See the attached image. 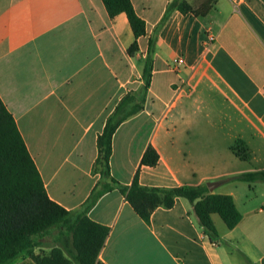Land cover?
I'll return each instance as SVG.
<instances>
[{
    "label": "crops",
    "instance_id": "0c3cea01",
    "mask_svg": "<svg viewBox=\"0 0 264 264\" xmlns=\"http://www.w3.org/2000/svg\"><path fill=\"white\" fill-rule=\"evenodd\" d=\"M170 1L131 0L146 35L130 56L125 14L111 19L101 0H0V99L48 197L82 211L100 179L92 173L97 137L121 98L142 89L152 38L143 109L116 129L110 175L131 184L152 146L159 162L141 166V186L218 183L210 192L231 196L241 219L228 229L213 214L211 234L179 198L146 224L114 189L87 212L110 228L99 261L264 264V182L235 179L264 171V0H215L203 18L174 10L157 30ZM237 142L247 161L233 153ZM30 263L23 255L11 264Z\"/></svg>",
    "mask_w": 264,
    "mask_h": 264
},
{
    "label": "trees",
    "instance_id": "16d2710c",
    "mask_svg": "<svg viewBox=\"0 0 264 264\" xmlns=\"http://www.w3.org/2000/svg\"><path fill=\"white\" fill-rule=\"evenodd\" d=\"M108 16L113 19L125 14L134 41L128 48L130 56L138 52L137 40L146 35L145 21L135 12L131 0H101ZM215 0H204L199 6L185 0H171L157 30L167 21L171 12L192 14L197 18L207 16ZM154 41L148 40L147 56L142 73L143 87L139 92H127L108 116L101 134L97 137V157L92 173L100 179L83 205L82 211H69L52 201L46 192L40 173L30 156L14 118L0 99V264H11L21 254L29 256L30 264H102L99 254L110 228L92 221L87 212L105 193L117 189L137 216L146 224L159 207L170 209L177 199L184 198L192 206L199 221L209 233L216 234L212 215H218L228 229L240 221L234 201L229 195L211 193L208 184L196 188H151L141 186V166L154 167L159 156L152 146L142 155L140 166L129 185H121L110 175L112 138L121 123L143 109L146 92L150 86ZM233 153L243 161L249 153L242 142L232 146ZM236 180L253 183L264 182V171L246 173ZM57 228L66 234L61 245L51 247L42 257L33 255L35 238Z\"/></svg>",
    "mask_w": 264,
    "mask_h": 264
},
{
    "label": "rangeland",
    "instance_id": "374dc122",
    "mask_svg": "<svg viewBox=\"0 0 264 264\" xmlns=\"http://www.w3.org/2000/svg\"><path fill=\"white\" fill-rule=\"evenodd\" d=\"M185 1H187V0H185ZM190 1H191V4H193L195 6H199L204 0H190ZM65 234L66 233L63 230L54 228V229L50 230L48 233H46L40 237H36L35 238L36 246L33 250V255L36 257H42L44 255H47L52 246L62 244V240H63ZM23 255H26V254H24V253L21 254L18 259L23 257Z\"/></svg>",
    "mask_w": 264,
    "mask_h": 264
},
{
    "label": "water",
    "instance_id": "95a60500",
    "mask_svg": "<svg viewBox=\"0 0 264 264\" xmlns=\"http://www.w3.org/2000/svg\"><path fill=\"white\" fill-rule=\"evenodd\" d=\"M218 186V183H210L208 184V189L210 191H213V189H215Z\"/></svg>",
    "mask_w": 264,
    "mask_h": 264
},
{
    "label": "built area",
    "instance_id": "2783aa9c",
    "mask_svg": "<svg viewBox=\"0 0 264 264\" xmlns=\"http://www.w3.org/2000/svg\"><path fill=\"white\" fill-rule=\"evenodd\" d=\"M177 62H178V63H183L182 59H179Z\"/></svg>",
    "mask_w": 264,
    "mask_h": 264
}]
</instances>
